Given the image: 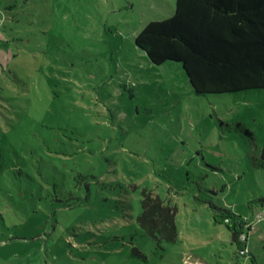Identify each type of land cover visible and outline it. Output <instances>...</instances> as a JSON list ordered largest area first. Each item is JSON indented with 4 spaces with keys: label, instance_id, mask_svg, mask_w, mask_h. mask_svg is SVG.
<instances>
[{
    "label": "rangeland",
    "instance_id": "374dc122",
    "mask_svg": "<svg viewBox=\"0 0 264 264\" xmlns=\"http://www.w3.org/2000/svg\"><path fill=\"white\" fill-rule=\"evenodd\" d=\"M175 7L0 0V264H264V90L197 95L153 64L136 37ZM145 188L176 242L140 228Z\"/></svg>",
    "mask_w": 264,
    "mask_h": 264
},
{
    "label": "trees",
    "instance_id": "16d2710c",
    "mask_svg": "<svg viewBox=\"0 0 264 264\" xmlns=\"http://www.w3.org/2000/svg\"><path fill=\"white\" fill-rule=\"evenodd\" d=\"M135 42L155 65L180 63L197 95L264 90V0H176L174 14L148 23ZM258 166L264 168V143ZM141 203L140 228L159 242H176L177 208L147 188ZM216 210L233 223L229 228L240 249L241 218Z\"/></svg>",
    "mask_w": 264,
    "mask_h": 264
},
{
    "label": "water",
    "instance_id": "95a60500",
    "mask_svg": "<svg viewBox=\"0 0 264 264\" xmlns=\"http://www.w3.org/2000/svg\"><path fill=\"white\" fill-rule=\"evenodd\" d=\"M133 253H134V255H136V256H142L141 253H139V251H136L135 249L133 250Z\"/></svg>",
    "mask_w": 264,
    "mask_h": 264
}]
</instances>
